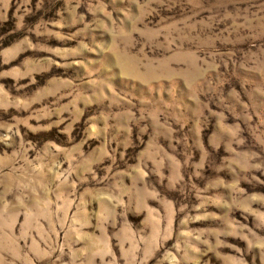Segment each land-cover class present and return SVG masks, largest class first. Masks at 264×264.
Segmentation results:
<instances>
[{
	"label": "rangeland",
	"instance_id": "1",
	"mask_svg": "<svg viewBox=\"0 0 264 264\" xmlns=\"http://www.w3.org/2000/svg\"><path fill=\"white\" fill-rule=\"evenodd\" d=\"M0 264H264V0H0Z\"/></svg>",
	"mask_w": 264,
	"mask_h": 264
}]
</instances>
